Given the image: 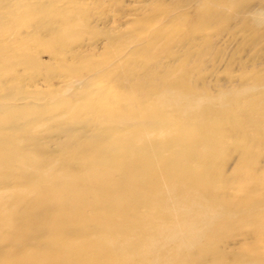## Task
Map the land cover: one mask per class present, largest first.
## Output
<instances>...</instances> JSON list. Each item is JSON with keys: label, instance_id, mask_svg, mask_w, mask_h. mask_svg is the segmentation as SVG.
<instances>
[{"label": "bare ground", "instance_id": "obj_1", "mask_svg": "<svg viewBox=\"0 0 264 264\" xmlns=\"http://www.w3.org/2000/svg\"><path fill=\"white\" fill-rule=\"evenodd\" d=\"M42 2L0 0V264H264V70L212 94L152 68L170 20L124 64L122 36L71 64L82 103L26 93L38 49L66 56L84 25L83 0Z\"/></svg>", "mask_w": 264, "mask_h": 264}, {"label": "rangeland", "instance_id": "obj_2", "mask_svg": "<svg viewBox=\"0 0 264 264\" xmlns=\"http://www.w3.org/2000/svg\"><path fill=\"white\" fill-rule=\"evenodd\" d=\"M42 4L45 6L48 2L43 0ZM68 9L75 10L76 15L83 18L85 27L72 33L66 41L70 42L68 47L71 49L61 50L66 56L55 57L52 55L54 48L45 44L38 49L36 57L41 62L40 70L32 68L20 79L18 76L26 93H66L64 97L82 103L78 99L85 80L80 83L72 80L69 76L71 64L76 60L101 58L112 36H122L119 47L127 56L119 59V63L124 64L133 59L136 52L144 51V41L133 39L137 32L145 33L143 39L147 40L156 28L169 26L171 22L178 25L176 40L171 45L173 53L169 55L161 49H150L148 54L158 55L157 62L150 63L152 68L163 70L180 65L190 68L193 70L188 78L190 82L205 87L212 94L228 92L244 78L264 70V0H83L81 8L71 5ZM250 19L256 22L249 24ZM179 21L184 22L180 25ZM135 65H139L138 62ZM20 69L18 67V72ZM48 99L40 100L38 105L47 109ZM51 140L48 145H52ZM229 156L227 173L232 172L238 162L236 153ZM258 162L263 165V158Z\"/></svg>", "mask_w": 264, "mask_h": 264}]
</instances>
